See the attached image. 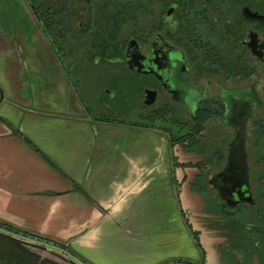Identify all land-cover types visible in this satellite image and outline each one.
Wrapping results in <instances>:
<instances>
[{
  "label": "flooded vegetation",
  "instance_id": "flooded-vegetation-1",
  "mask_svg": "<svg viewBox=\"0 0 264 264\" xmlns=\"http://www.w3.org/2000/svg\"><path fill=\"white\" fill-rule=\"evenodd\" d=\"M26 2L54 21L45 26L57 31L51 46L62 65L108 78L95 117L125 109L165 125L176 192L199 212L196 228L188 214L185 224L192 239L208 233L210 264H264V0ZM198 245V262L172 264H207ZM43 257L17 259L68 264Z\"/></svg>",
  "mask_w": 264,
  "mask_h": 264
},
{
  "label": "crops",
  "instance_id": "crops-1",
  "mask_svg": "<svg viewBox=\"0 0 264 264\" xmlns=\"http://www.w3.org/2000/svg\"><path fill=\"white\" fill-rule=\"evenodd\" d=\"M72 82L26 0H0V224L89 264L192 261L191 203L176 192L166 132L92 118ZM0 233L37 246L0 237L15 264L31 255L73 263L58 247Z\"/></svg>",
  "mask_w": 264,
  "mask_h": 264
},
{
  "label": "rangeland",
  "instance_id": "rangeland-1",
  "mask_svg": "<svg viewBox=\"0 0 264 264\" xmlns=\"http://www.w3.org/2000/svg\"><path fill=\"white\" fill-rule=\"evenodd\" d=\"M75 33V31H72V33ZM76 34V33H75ZM76 65V63H69V62H63V66L64 68L66 69V71L69 73V76L71 78L72 81L75 82L76 84V89H77V92L78 94L80 95V98L83 100L84 104L86 106H89L90 107V116L92 118H95V116H97L95 113V109H96V105H95V102H94V99H95V93H99L101 92V90L103 88H106V89H111V88H108L107 86V83H108V78L101 75L99 76L98 73L96 72H93L90 74V70L86 69V72H88L86 75L87 76H84L83 77V73H78V71H75L74 70V66ZM86 65H89V64H80L79 66L83 67V66H86ZM77 70H81V69H77ZM95 115V116H94ZM110 114H107V117H111V118H114V119H120V120H123V121H126L128 122V124H133V123H137V124H142L144 125L145 122H143L142 120L138 119L137 116H135V114L133 112H127L125 109H122V110H119L117 113L113 114V115H110ZM151 124H153V126L155 127H158L159 123L157 122H150ZM127 124V123H126ZM162 126H165V125H162ZM184 191V190H183ZM182 191V192H183ZM201 198H200V203H205L206 206H207V198L201 194ZM181 203V202H180ZM204 204V205H205ZM186 205V203H185ZM202 205V207L204 206ZM186 211H187V214H188V223L191 225V227H193V220H194V213H199L198 210L197 211H194L192 209H190V207H188L187 205L185 206L184 208ZM203 212V211H202ZM193 213V215H192ZM201 227V226H200ZM202 232L200 233V240L202 241V244L209 250V246H208V233L201 230ZM35 241V240H33ZM47 245L49 246L50 244L47 243ZM52 246V245H50ZM53 247V246H52ZM58 252V251H56ZM62 252H65V254L63 253H60V254H63L72 264H82L83 262H80V260H76V258H74L73 256L70 255V253L66 252V251H63ZM68 254V255H67ZM228 255V254H227ZM226 255V257H227ZM188 257L190 260H192L193 262H198L200 260V254L199 252L196 254H192V252H189L188 254ZM227 260H230L229 259V256L227 257ZM171 262V261H169ZM86 264H89L87 262H85ZM83 263V264H85ZM168 263V262H167ZM172 264V263H170Z\"/></svg>",
  "mask_w": 264,
  "mask_h": 264
},
{
  "label": "trees",
  "instance_id": "trees-1",
  "mask_svg": "<svg viewBox=\"0 0 264 264\" xmlns=\"http://www.w3.org/2000/svg\"><path fill=\"white\" fill-rule=\"evenodd\" d=\"M43 13V12H42ZM33 14H34V16H35V18H36V20H37V22H38V24L40 25V27H41V29H42V32L44 33V35L46 36V38H47V40H48V42H49V44L51 45V39H50V35H51V38H52V36L54 37V38H57V31H55L54 30V27H52V28H49V29H46V26H45V24L47 23V24H54V21H52V18H51V20H49L50 19V15L48 14V13H46V12H44L43 14H41L40 13V11L39 12H37V13H35V12H33ZM47 21V22H46ZM73 83V85H74V87H75V83L74 82H72ZM76 88V87H75ZM139 119H141V120H145L146 119V117H139ZM145 123H144V125L143 126H153V124H151L150 122V120H148V121H144ZM160 129H162V130H166L164 127H162V126H158ZM0 226L1 227H4V228H6V229H8V230H11L12 232H15V233H18V234H22L23 236H26V237H28V238H30V239H34V240H37V241H41V242H45V243H48V244H50V245H52V246H55V247H58V248H60V249H62V250H64V251H66V252H68V253H70V254H72V252H70V250H68V248L67 247H64L63 245H61V244H59V243H57V242H55V241H53V240H49V239H46V238H41V237H38V236H35V235H32V234H28V233H26V232H24V231H20V230H15V229H13V228H10L9 226H7L6 224H0ZM193 240H194V242H195V244H196V246H199L198 245V240H197V238H196V236H193ZM74 255V254H73ZM76 257V256H75ZM77 258V257H76ZM81 262H83V263H85V261H83L81 258H78ZM176 262H181V261H176ZM186 262V261H185ZM187 263V262H186ZM86 264V263H85Z\"/></svg>",
  "mask_w": 264,
  "mask_h": 264
},
{
  "label": "water",
  "instance_id": "water-1",
  "mask_svg": "<svg viewBox=\"0 0 264 264\" xmlns=\"http://www.w3.org/2000/svg\"><path fill=\"white\" fill-rule=\"evenodd\" d=\"M153 94V92H151V91H145L144 92V98H145V100H144V103L145 104H150L151 102H152V99H151V95ZM1 229H2V227H1ZM0 237H2V238H4V239H7L8 241H10V242H12L13 244H16V245H19V246H33L32 244H29V243H26V242H23V241H20V240H18V239H14V238H11V237H9V236H7V235H5V234H2V233H0ZM42 243H45V242H42ZM33 247H37V246H33ZM38 248H40V249H43L44 250V248H42V247H38ZM9 249V248H8ZM7 251V247L5 246V245H3L2 244V242L0 241V261H3L4 259H6V256L7 257H15L14 255H13V251L12 252H10V251H8V252H6ZM4 252H6V254L4 253ZM176 261H173V262H169L168 264H170V263H175ZM182 263L183 262H185V261H181ZM187 262V261H186ZM185 262V263H186ZM188 263V262H187ZM190 263V262H189Z\"/></svg>",
  "mask_w": 264,
  "mask_h": 264
}]
</instances>
